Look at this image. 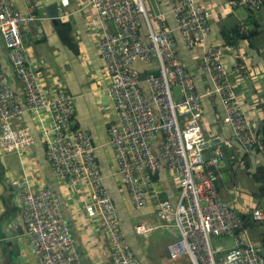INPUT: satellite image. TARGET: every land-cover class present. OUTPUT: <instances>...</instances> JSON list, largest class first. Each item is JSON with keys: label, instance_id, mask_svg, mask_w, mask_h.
<instances>
[{"label": "built area", "instance_id": "1", "mask_svg": "<svg viewBox=\"0 0 264 264\" xmlns=\"http://www.w3.org/2000/svg\"><path fill=\"white\" fill-rule=\"evenodd\" d=\"M166 3L174 29L165 23V12L152 11L146 0L85 3L102 21L97 47L107 74L106 92L117 118L108 129L117 174L135 208H144L150 195L157 199L158 223L138 222L133 233L145 236L156 228H175L178 237L168 244L167 253L173 260L184 258L185 264H264V244L253 242L245 225L264 224V207L256 206L245 213L247 216H240L219 194L217 183L223 149L215 138L202 131L201 96L195 92L192 75L178 57L173 36L176 30L186 47L201 45L209 34L213 13L198 0H166ZM261 3V0H227L231 9L256 10ZM56 17L66 19L67 14L61 11ZM37 19L42 18L22 13L11 0H0V36L26 108L34 114L43 110L51 114L52 127L45 139L46 158L59 183L86 188V198L80 207L106 236L109 264H142L120 227L90 138L73 127L72 96L59 90L50 97L40 84V71L27 60L22 27ZM141 22L145 35L140 31ZM223 57L219 45H210L202 51L201 69L209 80L204 95L219 99L224 110L223 122L230 125L234 140L248 153L257 143V134L236 94L232 76L244 80L250 73L239 60L229 72ZM153 62L143 71L136 67L139 63ZM155 70L157 75L153 73ZM142 73L146 74L144 80L140 79ZM174 86L180 91L177 99ZM21 112L8 76L0 69L3 153L19 152L33 144L31 131L12 123ZM158 134L161 139L154 148ZM205 150L210 153L208 159ZM163 168L174 172L179 180V194L174 203L151 192L152 176ZM17 188L24 233L40 264H82L54 191L26 182ZM221 238H230L232 242L225 244Z\"/></svg>", "mask_w": 264, "mask_h": 264}, {"label": "crops", "instance_id": "2", "mask_svg": "<svg viewBox=\"0 0 264 264\" xmlns=\"http://www.w3.org/2000/svg\"><path fill=\"white\" fill-rule=\"evenodd\" d=\"M86 1L11 0L22 13H33L42 18L22 27L27 60L40 71V84L50 97L55 96L59 90H64L72 96L73 127L83 130L90 138L94 147L95 162L104 188L115 207L120 227L125 235L134 236V242H129L146 258L147 249L136 242V239L143 235L136 236L133 230L138 222L153 225L158 223L155 214L157 199L155 195H150L144 208H135L117 174L114 152L108 143L109 126L116 122L117 118L113 102L106 92L108 79L104 61L97 47L102 21L91 8L85 6ZM146 1L152 11L165 12V23L174 29L173 18L166 13V0ZM198 1L204 3L213 13L209 19V34L201 45L189 48L182 42L179 33L173 30L176 50L179 59L192 75L195 92L201 96L199 122L203 133L215 138L223 153L235 159V169L227 172L229 180L233 178V183L228 187L230 184L224 182L219 194L232 206L240 203L242 208L239 210L244 213L251 205L256 204L253 198L251 199L254 182L249 175L250 170L253 171L256 166L249 165L262 163L264 157L261 154L253 156L251 151L246 153L234 140L230 125L223 122L224 110L219 99L204 95L209 80L202 71L200 62L202 51L206 47L219 45L224 51L223 64L229 72L238 60L247 66L250 73L248 78L241 80L232 76L235 91L253 129L257 131L259 127H264V0H261V6L256 10L245 7L231 9L227 0ZM55 3L57 14L64 11L67 14L66 19L48 15V7ZM230 15H234L239 24L229 29L219 26V23ZM140 31L145 35L143 22ZM242 32L245 33L244 37H240ZM153 64L154 62L146 65ZM141 66L144 64L136 65L138 68ZM0 69L8 76L15 103L22 109L21 116L15 117L12 123L16 127H27L33 135V144L19 152L3 153L0 149V264H40L24 233L22 223L17 187L24 182L33 187H47L54 191L82 264H109L110 249L106 236L96 228V224L80 207L86 198L87 190L82 185L69 186L59 183L56 179L46 158L45 139L49 137L48 131L52 127L51 114L46 110L34 114L26 108L23 91L13 76L1 36ZM174 98L177 99L175 96ZM160 139L161 135L158 134L154 148ZM204 156L207 159L210 157L208 150L204 151ZM241 179L247 182V188L240 191L238 196L235 186L236 181L241 183ZM153 182L151 192L156 193L158 198L176 202L179 180L174 172L163 168L154 174ZM18 229L23 230V233H18ZM4 230L17 239L19 259L11 243L6 241ZM157 230L172 234L174 239L178 237L175 228L165 227ZM161 264H185V259L173 260L167 253L165 258L161 259Z\"/></svg>", "mask_w": 264, "mask_h": 264}, {"label": "rangeland", "instance_id": "3", "mask_svg": "<svg viewBox=\"0 0 264 264\" xmlns=\"http://www.w3.org/2000/svg\"><path fill=\"white\" fill-rule=\"evenodd\" d=\"M173 91H174V96L176 98L180 97V91H179L178 87H174ZM258 165H259V163L255 164V165L250 163L249 167L258 166ZM250 173H249V175L251 176L252 175V170H250ZM226 176H227V174H226ZM229 179L230 178H228V176H227L225 184L228 183V184H230V186H228V187H231V184L233 183V178L231 180H229ZM240 181H241V183L239 181H236V185L237 186H235V188L237 190L236 194L238 196H240V191L246 190V188H247V182L245 180H242V179ZM251 190H252V187H251ZM253 190H254V188H253ZM226 193H227V191H226ZM231 197L232 196L230 195V198ZM251 199H252V197H251ZM253 206L254 205H251L250 207H253ZM236 207L238 209H241L242 205L239 203V204L236 205ZM263 230H264V224H258V225L254 226V227H251L250 229L248 228L249 238L253 242H255L256 244H260L261 245L262 244L261 237H262V231ZM173 240H175V239H174L172 234L164 232V231H161V230H157V228H156V229L150 231L147 235H145L143 237H140V238H137L136 242L138 244H140V245L145 246V248L147 249L148 253L146 254V260H147L148 264H153V263L161 264V259L165 258V256L167 255V252H166L167 246ZM220 241H222V242H224L225 244H228V245H230L231 242H232L230 238H221Z\"/></svg>", "mask_w": 264, "mask_h": 264}, {"label": "trees", "instance_id": "4", "mask_svg": "<svg viewBox=\"0 0 264 264\" xmlns=\"http://www.w3.org/2000/svg\"><path fill=\"white\" fill-rule=\"evenodd\" d=\"M143 64H144V66H141L140 68L137 67V69L139 71H143V70H146L147 68H149L148 67L149 65H146L145 63H143ZM256 134H257V143L255 144V147L251 151L250 154H252L253 156L261 154L264 157V127H259V129H257V131H256ZM244 155H243V157L245 158ZM230 158L232 161H235V159L232 158V156ZM235 167L236 166H234V168ZM251 176H252V180L254 182V190L252 191L251 195H252V198L256 204L253 207L248 208L246 210V212H244V213H243V211H240L236 207V205L232 206V208H234L240 216H243V215L247 216V214H245V213H248L252 208H254L256 206L264 207V160L262 161V163H259L258 166L254 167ZM152 179H154V175L152 176ZM245 219H246V217H245ZM245 225L250 229L251 227H254L258 224L247 222ZM127 237H128L130 242H134L133 241L134 236H128L127 235ZM262 243L264 244V230L262 231ZM131 247H132V249H134L133 251H134L135 255L139 258L141 263L142 264H148L146 258L141 254V252L139 250L134 248L132 243H131Z\"/></svg>", "mask_w": 264, "mask_h": 264}, {"label": "water", "instance_id": "5", "mask_svg": "<svg viewBox=\"0 0 264 264\" xmlns=\"http://www.w3.org/2000/svg\"><path fill=\"white\" fill-rule=\"evenodd\" d=\"M48 15L50 17H53V18L57 16V4L56 3L48 7ZM237 24H239V20L234 15H230V16L224 18L219 23V26H221L222 28L225 26L227 29H229L231 27L235 28L237 26ZM222 34H224V32H222ZM244 36H245L244 32L240 33V37H244ZM153 73L155 75L158 74L156 70L153 71ZM145 76H146V74L142 73L140 75V79L144 80ZM142 87L144 89V86H142ZM234 165L235 164L231 160L230 156L228 154L224 153L223 154V164H222V166L220 168V177L218 178V183H217L218 187H222L223 186V183L227 179V176H226L227 172H230V170L234 168ZM17 232L21 234V233H23V230L18 229ZM4 234L6 235V238H7L6 241L11 243L12 248L14 249V253L16 254V257L19 259V256H18V245L16 244L17 239L12 234H9L5 230H4ZM130 245H131V243H130ZM242 247H245V245H242Z\"/></svg>", "mask_w": 264, "mask_h": 264}, {"label": "clouds", "instance_id": "6", "mask_svg": "<svg viewBox=\"0 0 264 264\" xmlns=\"http://www.w3.org/2000/svg\"><path fill=\"white\" fill-rule=\"evenodd\" d=\"M224 184V183H223Z\"/></svg>", "mask_w": 264, "mask_h": 264}]
</instances>
